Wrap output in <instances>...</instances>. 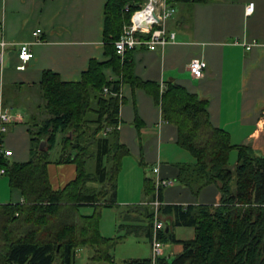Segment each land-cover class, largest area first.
I'll return each mask as SVG.
<instances>
[{
	"label": "trees",
	"instance_id": "trees-1",
	"mask_svg": "<svg viewBox=\"0 0 264 264\" xmlns=\"http://www.w3.org/2000/svg\"><path fill=\"white\" fill-rule=\"evenodd\" d=\"M170 4L215 0H166ZM135 0H107L104 4L105 61L91 59L78 81H63L44 70L38 87L47 117L29 130V159H0L9 186L20 190L22 201L0 203V264H74L76 250L89 247L90 259L112 262L116 243L99 230V209L111 207L116 194L122 159L128 154L119 143L117 130L120 88L123 83L151 91L161 106L162 118L177 127V144L194 158L182 165L178 181L194 191L214 183L221 200L217 206L162 203L159 215L171 226H191L194 237L182 241L173 258L162 256L155 264H264V154L248 145H233L227 131L212 126L207 101L182 85H159L133 76L129 52L116 53L114 41L138 7ZM126 3H131L127 12ZM145 34L144 38H148ZM111 67L122 81H109L103 68ZM109 87L108 94L103 88ZM109 127L110 131H105ZM105 131L100 137L97 134ZM60 137H58V135ZM40 143L45 147L40 148ZM59 144L55 163L71 164L74 175L54 187L49 176V151ZM236 150V165L229 155ZM89 164L91 168L89 169ZM93 182L97 187L89 186ZM144 193L153 199V178L145 177ZM161 200V189L159 190ZM93 206L92 214L80 207ZM149 229L153 210L148 214ZM162 242H178L165 227ZM123 264H151L150 258L129 259Z\"/></svg>",
	"mask_w": 264,
	"mask_h": 264
},
{
	"label": "crops",
	"instance_id": "crops-1",
	"mask_svg": "<svg viewBox=\"0 0 264 264\" xmlns=\"http://www.w3.org/2000/svg\"><path fill=\"white\" fill-rule=\"evenodd\" d=\"M106 1L0 0V39L6 43L0 63V99L17 115L3 137L4 146L12 151L8 159H29L28 128L47 117L38 87L43 71L57 73L63 81H78L91 59H108L103 40ZM249 3H253V11L247 14ZM170 5L175 12L165 27L174 32V39L154 49H132L129 61L133 76L159 85L160 92L168 82L182 85L207 101L210 123L227 131L231 144L248 145L257 154H264V0ZM36 29L41 30L38 40L33 35ZM23 42L29 43L33 56L24 69H18L17 47ZM193 58L206 62L202 77H193L188 69ZM103 74L109 81H122L111 67L103 68ZM120 97L115 129L128 154L122 159L111 210L119 212L122 223L116 227L126 233L120 240L130 235L150 245L151 206L143 181L145 177L154 181V168H158L160 178L172 181L161 188L165 204L217 206L221 193L214 183L194 191L178 181L182 165L192 164L194 158L178 146L177 127L162 118L161 106L151 91L122 82ZM103 134L100 131L97 137ZM232 153L236 155V150L230 152L229 159ZM236 162L235 158L231 169ZM88 185L97 187L93 182ZM21 201L20 190L10 187L7 176L1 174L0 203ZM169 231L178 240L163 242V256L170 259L182 251L181 242L192 239L195 232L191 226H171L170 222Z\"/></svg>",
	"mask_w": 264,
	"mask_h": 264
},
{
	"label": "built area",
	"instance_id": "built-area-1",
	"mask_svg": "<svg viewBox=\"0 0 264 264\" xmlns=\"http://www.w3.org/2000/svg\"><path fill=\"white\" fill-rule=\"evenodd\" d=\"M138 8L132 12L130 22L123 25L122 32L119 38L114 41L116 53L123 56L125 51L132 50L137 46H145L148 49H154L157 46H163L167 42L174 39V32L166 30L165 21L172 17L175 8L167 3L166 0H135L133 2ZM131 3H126L125 11H129ZM253 11V3H249L245 7V12L250 14ZM1 28V27H0ZM40 29H36L33 35L38 40L40 36ZM1 34V31H0ZM145 34H149L148 38H144ZM6 46L5 41L0 39V63L2 62V50ZM247 49L250 45L246 46ZM17 55L20 64L18 69H24L25 64L32 58L33 53L29 43L23 42L18 44ZM206 67V62L203 59L193 58L188 64V69L193 77L199 78L203 75V70ZM109 87L103 88V93L108 94ZM120 94V93H119ZM16 114L12 109L6 106L0 99V159L8 157L12 151L4 146V135L9 131L10 126L16 121ZM111 128L107 127L105 131ZM104 131V132H105ZM158 168L153 169L154 177V195L153 199L149 201L153 210V219L151 227V264H155L156 260L163 256V242L159 239V232L164 228V221L159 215L158 208L163 203L159 199V190L162 187L171 185L172 181L167 178H160L158 176ZM4 174V169L0 166V175Z\"/></svg>",
	"mask_w": 264,
	"mask_h": 264
},
{
	"label": "rangeland",
	"instance_id": "rangeland-1",
	"mask_svg": "<svg viewBox=\"0 0 264 264\" xmlns=\"http://www.w3.org/2000/svg\"><path fill=\"white\" fill-rule=\"evenodd\" d=\"M6 91V88H4ZM36 114H39L36 112ZM61 135V134H60ZM59 135V136H60ZM43 147L45 144L43 143ZM59 153V144H56L52 150L49 151V176L51 183L54 187L63 186L69 179V168L71 164H58L55 163ZM236 155L232 153L229 159V167H233ZM91 165L89 164V169ZM95 211L93 206L84 205L80 207V213L92 214ZM99 230L103 237L115 240V244L110 248L109 253L113 256V262H96L90 259L92 250L89 247H80L75 253V264H123L124 261L134 257H151V246L148 241L144 239H136L134 236H127L124 240H120L126 233L119 230V225L122 220L119 218L117 210H111V207H101L99 209ZM116 222V223H115Z\"/></svg>",
	"mask_w": 264,
	"mask_h": 264
},
{
	"label": "water",
	"instance_id": "water-1",
	"mask_svg": "<svg viewBox=\"0 0 264 264\" xmlns=\"http://www.w3.org/2000/svg\"><path fill=\"white\" fill-rule=\"evenodd\" d=\"M42 146H43V144L40 143V148H41ZM165 231H169V222H168V221L165 222Z\"/></svg>",
	"mask_w": 264,
	"mask_h": 264
}]
</instances>
